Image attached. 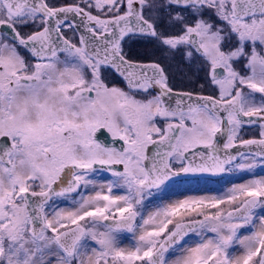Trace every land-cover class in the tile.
Returning a JSON list of instances; mask_svg holds the SVG:
<instances>
[{"label": "snow or ice", "instance_id": "1", "mask_svg": "<svg viewBox=\"0 0 264 264\" xmlns=\"http://www.w3.org/2000/svg\"><path fill=\"white\" fill-rule=\"evenodd\" d=\"M132 40L158 55L131 58ZM173 67L204 83L174 91ZM258 166L264 0H0V264H264V176L162 198Z\"/></svg>", "mask_w": 264, "mask_h": 264}, {"label": "flooded vegetation", "instance_id": "2", "mask_svg": "<svg viewBox=\"0 0 264 264\" xmlns=\"http://www.w3.org/2000/svg\"><path fill=\"white\" fill-rule=\"evenodd\" d=\"M51 3L55 4L56 6H60L64 3H74L76 0H50ZM84 6V5H82ZM93 14H96V10L93 7L92 9ZM31 29H25L24 31H30ZM68 36L71 37L72 33L69 31L67 32ZM125 51L129 53L131 58L140 59L142 62H149V58L154 57L155 55L152 52V45L148 44L146 41L141 40H132L128 41L125 47ZM243 61L240 64H237V70L241 71L244 74V69L242 67ZM172 75L170 76V86L173 87L174 91H189L193 87L199 89L200 84L204 83L203 79H195L194 73H185L176 71L175 67L171 69ZM106 76V83H108L109 87H120L124 90H127V84L120 78L115 72H112L110 75L105 73ZM200 76L203 77V73H200ZM189 77H192L195 80V84H193ZM155 94V93H153ZM204 95H217L218 96V89L213 90L211 88L206 87ZM259 125H245L240 132V137L243 139H251V138H259ZM243 172H225L217 176H211L209 174L198 175L195 177H188L186 179L182 178L179 182L170 184L166 190L162 193V198L165 202L170 200L178 199L177 197L180 195L181 199L183 196L190 194L193 192L192 188H190V184L194 181L198 182L201 180L205 182L206 190H210L213 194L221 195L228 188H230L233 184H239L245 180V178L255 175V169L251 170L250 172L245 171L244 176H241ZM247 174V175H246ZM96 181L97 190H99V185H107L108 181L112 179L111 173L107 171H100L96 176L93 177ZM105 191L107 189L105 188ZM84 195L94 194L91 191V186L88 192H83ZM115 195L122 194L120 191H114ZM60 203L59 207L65 208L67 210L72 209L71 200L72 197L69 198H57ZM159 198H156L152 201V203L157 202ZM151 210V209H149ZM124 236V239L130 237V234L123 233L121 234Z\"/></svg>", "mask_w": 264, "mask_h": 264}, {"label": "rangeland", "instance_id": "3", "mask_svg": "<svg viewBox=\"0 0 264 264\" xmlns=\"http://www.w3.org/2000/svg\"><path fill=\"white\" fill-rule=\"evenodd\" d=\"M241 176H244V172L241 173ZM261 176H264V167L258 166L255 168V175H251V176L245 178V180L241 183H245L247 180L252 179V178H260ZM204 184H205V182L202 180H201V182L200 181H198V182L194 181L192 184L189 185L190 188H192L193 192L191 193V195L187 194V195L183 196V198L217 195V194H213L210 190H206V187ZM180 197L181 196L179 195L177 198L181 199ZM243 234H247V233H242V235ZM130 242H131V236L127 239H123L121 246L128 247V246H130ZM237 254H239V253L237 252Z\"/></svg>", "mask_w": 264, "mask_h": 264}, {"label": "water", "instance_id": "4", "mask_svg": "<svg viewBox=\"0 0 264 264\" xmlns=\"http://www.w3.org/2000/svg\"><path fill=\"white\" fill-rule=\"evenodd\" d=\"M78 19V18H77ZM69 22H71V21H69ZM118 75V74H117ZM119 76V75H118ZM120 77V76H119ZM120 78H122V77H120ZM123 79V78H122ZM238 143V142H237ZM201 175H204V174H201Z\"/></svg>", "mask_w": 264, "mask_h": 264}, {"label": "trees", "instance_id": "5", "mask_svg": "<svg viewBox=\"0 0 264 264\" xmlns=\"http://www.w3.org/2000/svg\"><path fill=\"white\" fill-rule=\"evenodd\" d=\"M68 35V34H67Z\"/></svg>", "mask_w": 264, "mask_h": 264}]
</instances>
